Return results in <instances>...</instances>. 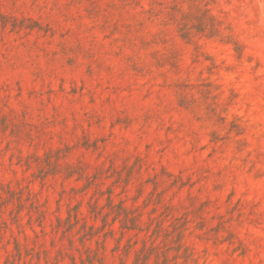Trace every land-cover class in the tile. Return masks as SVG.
I'll use <instances>...</instances> for the list:
<instances>
[{"label": "rangeland", "instance_id": "1", "mask_svg": "<svg viewBox=\"0 0 264 264\" xmlns=\"http://www.w3.org/2000/svg\"><path fill=\"white\" fill-rule=\"evenodd\" d=\"M0 264H264V0H0Z\"/></svg>", "mask_w": 264, "mask_h": 264}]
</instances>
